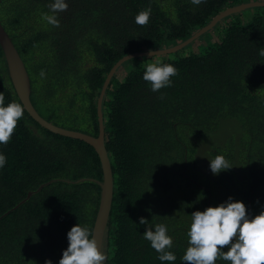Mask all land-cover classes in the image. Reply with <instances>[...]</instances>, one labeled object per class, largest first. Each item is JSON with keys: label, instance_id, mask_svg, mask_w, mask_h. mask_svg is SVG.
<instances>
[{"label": "trees", "instance_id": "16d2710c", "mask_svg": "<svg viewBox=\"0 0 264 264\" xmlns=\"http://www.w3.org/2000/svg\"><path fill=\"white\" fill-rule=\"evenodd\" d=\"M242 1L65 0L68 8L57 14L60 26L54 27L43 15L51 14L55 0H0V21L24 61L38 113L61 127L96 136L97 98L116 61L174 45ZM149 7V22L138 25L135 17ZM222 21L219 40L180 54ZM261 50L264 6L250 7L160 60L178 69L170 87L153 92L143 79L149 63L140 58L149 56L125 61L112 76L102 100L113 171L104 264H187L182 257L189 246L191 214L226 202L217 198L216 182L198 168L195 156L200 141L221 131L229 133L222 143L213 141L209 152L214 158L223 155L233 167L221 171L218 180L252 218L264 211ZM0 92L4 106L21 104L1 47ZM0 154L6 157L0 168V264H59L70 229L94 224L102 180L94 147L42 127L24 109L11 140L0 144ZM141 217L153 230L156 224L167 226L175 261L158 259L144 239L147 226L139 223Z\"/></svg>", "mask_w": 264, "mask_h": 264}, {"label": "clouds", "instance_id": "9594fccd", "mask_svg": "<svg viewBox=\"0 0 264 264\" xmlns=\"http://www.w3.org/2000/svg\"><path fill=\"white\" fill-rule=\"evenodd\" d=\"M206 0H191L194 5L205 3ZM51 14H44L43 19L50 25L59 27L57 14L68 8L65 0H55L49 5ZM151 8L141 10L135 17V22L144 26L149 22ZM153 53L149 50V55ZM264 56V50L259 53ZM44 70L40 76L44 77ZM178 75V69L172 64H164L157 60L146 65L143 79L151 84V90L158 92L172 85L173 76ZM163 95L160 99H163ZM5 96L0 92V144L7 145L17 127L18 121L24 115V108L18 102L4 106ZM210 158V157H209ZM6 164V157L0 154V168ZM233 165L223 155L210 158V169L218 175L221 171L231 169ZM139 223L146 225L144 239L159 253L160 261H175L176 256L169 249L173 246L172 238L167 234L164 224H156L155 229L148 227V221L141 217ZM188 244L182 260L187 264H215L218 259L231 261V264H264V211L254 218H249L243 202L233 201L232 197L218 206L207 207L204 211H194L191 214V225L187 232ZM69 246L63 251L59 264H104L107 259L102 248H98L93 230L79 224L73 226L67 233ZM235 241V242H233ZM228 247V251H223ZM45 264H52L46 260Z\"/></svg>", "mask_w": 264, "mask_h": 264}, {"label": "water", "instance_id": "95a60500", "mask_svg": "<svg viewBox=\"0 0 264 264\" xmlns=\"http://www.w3.org/2000/svg\"><path fill=\"white\" fill-rule=\"evenodd\" d=\"M264 6V0H252L250 2H241L218 12L213 16L210 21L195 31L192 35L186 39L175 43L174 45L152 49L153 53L149 55V50L136 51L124 55L118 61H116L110 70L108 71L102 87L100 89L99 96L97 98V120H98V133L96 136L90 135L81 131L71 130L68 128L61 127L46 120L42 117L36 108L34 107L30 95H31V82L30 77L25 67L24 61L15 46L11 36L4 28L0 21V47L3 51V57L7 65L8 77L12 83L14 91L21 102L23 108L27 113L42 127L60 135L76 138L85 141L94 147L101 164L102 169V180L98 182L100 185V196L97 213L95 216L94 224L92 227L94 237L97 240L98 248H102L104 245V239L106 234L107 223L109 219L110 209L113 199V171L108 156V152L105 146V132H104V117L102 111V100L105 94L106 88L112 78L116 73L118 68L125 61L140 56H155V55H165L172 54L182 49L188 43L192 42L194 39L198 38L203 33L207 32L209 29L213 28L218 22L223 18L234 14L236 12H241L246 8ZM31 192L28 193V196ZM249 216V215H248ZM251 219V217L249 216Z\"/></svg>", "mask_w": 264, "mask_h": 264}, {"label": "flooded vegetation", "instance_id": "af4514ba", "mask_svg": "<svg viewBox=\"0 0 264 264\" xmlns=\"http://www.w3.org/2000/svg\"><path fill=\"white\" fill-rule=\"evenodd\" d=\"M228 133L229 132H222L221 131V134H218V135L216 134V135L209 137L206 140L200 141L198 143V147H197L196 154H195L196 159H197L198 168L201 171L208 173L207 176H209V178L212 181H214V183L216 182L217 194H218L217 198L220 201H227L229 196L227 193V189L221 185V181L218 180L217 175L213 174L211 169H210V158L214 159V157L210 154L209 151L211 150L210 146H211L213 141H220V143H222L224 138L227 136ZM233 162H234V165L236 164V170L238 171L239 167L237 166V160L234 159ZM210 198H211V195L209 196L208 201H210ZM248 204L251 205L250 197H248ZM248 212H250V210H248ZM247 214L251 217V215L249 213H247Z\"/></svg>", "mask_w": 264, "mask_h": 264}, {"label": "rangeland", "instance_id": "374dc122", "mask_svg": "<svg viewBox=\"0 0 264 264\" xmlns=\"http://www.w3.org/2000/svg\"><path fill=\"white\" fill-rule=\"evenodd\" d=\"M252 0H243L242 2H250ZM224 25V22L222 21L220 23L219 26H217L216 28H214L210 33H207L206 35H204L201 39L196 40L195 42L192 43V45L190 47H188L186 50L181 51L180 54H184V53H188L190 51H196L198 45H205L206 43L210 42V41H217L220 38V30H222ZM171 45H163L160 48H164V47H168ZM173 55L170 54H165V55H158V56H149V57H141L140 60L143 62H148V63H153L157 60H164L167 58L172 57ZM126 67H122L119 69V79L122 78L124 72H125Z\"/></svg>", "mask_w": 264, "mask_h": 264}]
</instances>
